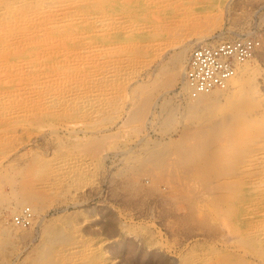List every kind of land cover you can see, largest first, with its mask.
I'll return each instance as SVG.
<instances>
[{
  "label": "rangeland",
  "instance_id": "374dc122",
  "mask_svg": "<svg viewBox=\"0 0 264 264\" xmlns=\"http://www.w3.org/2000/svg\"><path fill=\"white\" fill-rule=\"evenodd\" d=\"M102 1H0V264H264V0ZM239 35L261 42L246 84L190 110L177 49ZM231 104L247 111L232 168L182 160Z\"/></svg>",
  "mask_w": 264,
  "mask_h": 264
},
{
  "label": "bare ground",
  "instance_id": "6f19581e",
  "mask_svg": "<svg viewBox=\"0 0 264 264\" xmlns=\"http://www.w3.org/2000/svg\"><path fill=\"white\" fill-rule=\"evenodd\" d=\"M1 1V0H0ZM3 1V0H2ZM25 1V0H24ZM39 1V0H38ZM102 1V0H101ZM105 1L107 2V0H104V1H102V3L104 2L105 3ZM121 0H119V2H120ZM124 1V0H123ZM126 1H128V0H126ZM151 1V0H150ZM158 1L159 0H157V3H158ZM167 1V0H166ZM165 1V2H166ZM173 1V0H172ZM171 0H168V2H172ZM7 2V1H6ZM108 2H111L110 0L108 1ZM145 2H149V0H147V1H145ZM151 2H154V1H151ZM167 2V4L169 5L170 3H168ZM174 2V1H173ZM8 3V2H7ZM112 3V2H111ZM114 3V2H113ZM121 3H123V2H121ZM125 3V2H124ZM123 3V4H124ZM133 4H134V1L132 2ZM131 3V4H132ZM107 4V3H106ZM105 4V5H106ZM122 4V5H123ZM126 4V3H125ZM125 4L123 5V7L125 6ZM129 5H130V3H128ZM146 4V3H145ZM159 4H160V2H159ZM158 4V5H159ZM161 4L164 6V4H163V2H161ZM109 5H111V4H109ZM108 5V6H109ZM114 5H116L115 3H114ZM122 5H121V7H122ZM128 5V6H129ZM8 6V5H7ZM128 6H126V8H128V9H130V7H128ZM160 6V5H159ZM14 7V6H13ZM19 7V6H18ZM47 7V6H46ZM134 7V6H133ZM4 8V7H3ZM54 8V7H53ZM109 8V7H108ZM113 8V7H112ZM154 8H156V6H154ZM163 8V7H162ZM161 8V9H162ZM5 9V8H4ZM19 9V8H18ZM17 9V10H18ZM115 9V8H114ZM118 9H120V8H118ZM132 9V8H131ZM152 9H153V7H152ZM156 9H159V8H156ZM125 10V9H124ZM133 10H134V8H133ZM6 11V10H5ZM11 11V10H10ZM9 11V12H10ZM42 11H44V10H42ZM125 11H127V10H125ZM157 11V10H156ZM2 12H3V10H2ZM124 11H122V13H123ZM128 12V11H127ZM129 12H130V10H129ZM128 12V13H129ZM137 12V11H136ZM152 12V11H151ZM5 13V12H4ZM11 13V12H10ZM19 13V12H18ZM127 13V14H128ZM135 13V12H134ZM145 13V12H144ZM33 14V13H32ZM155 14H157V13H155ZM81 15V14H80ZM84 15V14H83ZM124 15H126V14H124ZM129 15V14H128ZM130 15H132V14H130ZM135 15V14H134ZM142 15V14H141ZM144 15V14H143ZM142 15V16H143ZM152 15V13L150 14V16ZM154 15V14H153ZM137 16V15H136ZM138 16H140V15H138ZM142 16L140 17L141 19H142ZM155 16V15H154ZM34 17V16H33ZM36 17V16H35ZM143 17H145V16H143ZM156 17V16H155ZM154 17V18H155ZM163 17V16H162ZM77 18H79V17H77ZM127 18V17H126ZM159 19H160V17H158ZM37 19V18H36ZM98 19V18H97ZM118 19V18H117ZM129 19V18H128ZM145 19H147L148 20V17L147 18H145ZM4 20V19H3ZM67 20V19H66ZM104 20V19H103ZM106 20V19H105ZM133 20V19H132ZM131 20V21H132ZM149 20H150V18H149ZM26 22H27V20H25ZM32 21V20H31ZM135 21V20H134ZM133 21V22H134ZM157 21V20H156ZM164 21V20H163ZM11 22V21H10ZM12 22H13V19H12ZM136 22V21H135ZM141 22V21H140ZM140 22H139V24L138 25H140ZM153 22V21H152ZM108 23V22H107ZM122 23V22H121ZM138 23V22H137ZM136 23V24H137ZM143 23V22H142ZM155 23V22H154ZM157 23V22H156ZM16 24V23H15ZM22 24V23H21ZM100 24H102V22L100 23ZM120 24V23H119ZM131 24V23H130ZM145 24V23H144ZM148 24V23H147ZM153 24V23H152ZM143 25V24H142ZM155 25V24H154ZM156 25H158V24H156ZM155 25V26H156ZM49 26V25H48ZM108 26V25H107ZM119 26V25H118ZM132 26V25H131ZM144 26L145 25H143V28H144ZM153 26V25H152ZM24 27V26H23ZM103 27V26H102ZM120 27H123V26H121L120 25ZM135 26L133 25V28H134ZM116 28L118 29V27L116 26ZM132 28V27H131ZM136 28V27H135ZM138 28H140V27H138ZM137 28V29H138ZM146 28V27H145ZM119 29H122V28H119ZM137 29H136V31H137ZM142 29V28H141ZM106 30V29H105ZM131 30V29H130ZM138 30H140V29H138ZM12 32V31H11ZM124 34V33H123ZM107 36V38H110L108 35H109V33L108 34H106ZM110 35H112V37H113V34H110ZM125 35V34H124ZM218 36V35H217ZM111 37V38H112ZM220 37V39H223L222 38V36H219ZM123 38V37H122ZM217 38V37H216ZM106 39V38H105ZM115 40H117V39H115ZM102 41H104V40H102ZM108 41V40H107ZM110 41V40H109ZM108 41V42H109ZM111 41H112V39H111ZM110 41V42H111ZM118 41V40H117ZM209 41V40H208ZM208 41H206L205 39H203L202 37H199V38H197V41H196V43L195 44H198V43H201V42H208ZM116 42V41H115ZM210 42V41H209ZM192 41H183V43H181V45L179 46V49H177L178 51L175 53V55H174V58H173V62H172V67L170 68L169 67V71L171 70V72H170V76H171V78H177V77H179V76H182V78H181V82H182V90L184 89V91H188V88H187V86L185 85V83H184V80H183V76H184V72H183V69H182V65H183V62H184V60H185V58H186V56H187V53H188V51H189V49L190 48H193V47H191L192 46ZM260 50V49H259ZM107 57V56H106ZM188 59V58H187ZM253 58H251L250 60H252ZM105 61H106V59H105ZM115 61V60H114ZM187 61V60H186ZM249 61V60H248ZM248 61H246V62H243V63H241V64H239V66H237V70H236V73H235V75L232 77V79L230 80L231 82H232V80L233 81H235L234 83V85H235V89L233 90V88H232V90H233V92L237 89V87L238 86H240L241 85V83H245L244 82V79H245V75L246 74H248V73H246V70L245 71H243L241 68H239L240 66H242V65H246L245 63H247ZM169 62H171V61H169ZM248 64V63H247ZM169 65V64H168ZM109 66V65H108ZM250 66H253V65H250ZM243 67V66H242ZM248 67V66H247ZM254 67V66H253ZM246 68V67H245ZM254 68H256V67H254ZM112 69V68H111ZM241 69V70H240ZM249 69V68H248ZM250 70H252V69H250ZM250 70H249V72H250ZM255 70L256 69H253V71L255 72ZM160 71V70H159ZM184 71H185V67H184ZM243 71V72H242ZM160 72H162V71H160ZM96 75V74H95ZM253 75V74H252ZM251 75V76H252ZM117 76V75H116ZM254 76V75H253ZM252 76V77H253ZM251 77V78H252ZM102 78V77H101ZM250 78V77H249ZM175 79H172L173 81L175 80ZM166 80V79H165ZM177 80V79H176ZM157 81V80H156ZM179 81V80H178ZM154 82V81H153ZM169 82V81H168ZM89 83V82H88ZM230 83V82H229ZM246 84V83H245ZM151 85H153V84H151ZM169 85V84H168ZM181 85V84H180ZM229 85V84H228ZM228 85L225 87V88H215V89H212L211 91H209V92H206V93H201V94H199V96H197V97H195V98H190V100L188 99L187 100V107L190 109V110H192V109H195L196 107H197V105L199 104V102L200 101H202L203 100V98L205 99V97H210V96H217V97H219L218 96V94H219V92L220 91H222V90H224V89H226L227 87H228ZM232 85V84H231ZM251 85H253V84H251ZM163 86V85H162ZM233 86V85H232ZM242 86V85H241ZM247 86H248V84H247ZM136 87V86H135ZM157 87V86H156ZM253 89V88H252ZM231 90V91H232ZM90 91V90H89ZM219 91V92H218ZM227 91H228V89H227ZM237 91V90H236ZM245 91H247V90H245ZM248 91H250V89L248 90ZM247 91V92H248ZM87 92V91H86ZM218 92V93H217ZM78 93V92H77ZM145 93V92H144ZM149 93H151V92H149ZM224 93V92H223ZM223 93H221V94H223ZM239 93H240V89H239ZM242 93V92H241ZM134 94V93H133ZM139 94V93H138ZM232 94V93H231ZM238 94V93H237ZM236 94V95H237ZM243 94V93H242ZM241 94V95H242ZM140 95V94H139ZM220 95V94H219ZM230 95V94H229ZM248 95V94H247ZM253 95V94H252ZM100 96V95H99ZM188 96H189V94H188ZM227 95H225V97H226ZM232 96V95H231ZM79 97V96H78ZM223 97V96H222ZM225 97H223L224 99H225ZM228 97H230V96H228ZM245 97V96H244ZM68 98V97H67ZM84 98V97H83ZM88 98V97H87ZM96 98V97H95ZM213 98V97H212ZM221 98V97H220ZM219 98V99H220ZM235 99L236 98H240L239 97V95H238V97H234ZM70 99V98H69ZM79 99V98H78ZM192 99V100H191ZM209 100L211 99V98H208ZM213 99H215V100H217L216 98H213ZM218 99V100H219ZM222 99V98H221ZM226 99H228V98H226ZM229 99H231L233 102H231V103H233V104H235L234 103V100H233V96H232V98H229ZM229 99L228 100H226L227 102H228V104H229ZM241 99V98H240ZM106 100V99H105ZM144 100V99H143ZM146 100H147V98H146ZM242 100V99H241ZM149 101V100H148ZM225 101V100H224ZM244 101V100H243ZM252 101V100H251ZM255 101V100H254ZM98 102V101H97ZM96 102V103H97ZM113 102V101H112ZM137 102V101H136ZM223 102V101H222ZM250 102V101H249ZM88 103V102H87ZM86 103V104H87ZM94 103V102H93ZM92 103V104H93ZM138 103V102H137ZM216 103V102H215ZM218 103H220V102H218ZM76 104V103H75ZM112 104V103H111ZM150 104V103H149ZM225 104H226V102H225ZM224 104V105H225ZM237 104H241V103H238L237 102ZM253 104V103H252ZM148 105V104H147ZM177 105V104H176ZM219 105V104H218ZM251 105V104H250ZM226 106V105H225ZM228 106V105H227ZM175 107V106H174ZM177 107V106H176ZM213 107H215V106H213ZM222 107H224V106H222ZM230 107H232V104L230 105ZM235 107V106H234ZM237 107H239V105L237 106ZM233 108V110L229 113V115H228V118L230 119V116H231V119L232 120H230V121H228L227 122V120H224V122H218V123H220L221 124V126H222V128L224 127L225 129H227V131H220V128H219V132L217 133V131H211V129H210V131H204V129H206V130H208V126H202V134H201V132H200V134H201V136L200 137H202L201 139H202V143L204 144V145H206L207 146V143L208 142H211V147L210 148H208L209 146H207V148L208 149H206V151H205V149H204V151L203 150H201L200 151V148H199V146L198 147H196V146H192V147H190V146H188V149L185 151V152H183L184 154L182 155V160H187V161H189V162H191V164H195V165H201V163H204V164H206V166H211L212 168V170L213 171H216V169L214 170L213 169V167L215 166V167H217V169L219 168V169H221L222 167H224L227 163H228V160H229V166H228V164H227V167L228 168H232V164L230 163L231 162V160H232V157L233 158H235V159H238V155H235L234 153H233V151L236 149H239V143H240V140H239V128H240V126H242L243 124H246V122L247 121H245V120H247L246 119V117L247 116H245V113H244V111L245 110H243L242 108ZM251 107V106H250ZM255 107H256V105H255ZM85 108V107H84ZM218 108V107H217ZM220 108V107H219ZM252 108H253V106H252ZM251 108V109H252ZM161 109V108H160ZM196 109H198V108H196ZM200 109V108H199ZM211 109V108H210ZM216 108H214L211 112H215V111H217V109L215 110ZM220 109H222V108H220ZM219 109V113H220V110ZM224 109H226V107H224ZM224 109H222V110H224ZM246 109H249L250 110V108H246ZM185 110V109H184ZM227 111H228V108L226 109ZM226 110L225 111H223V112H226ZM194 111V110H193ZM196 111V110H195ZM199 111V110H198ZM206 111V110H205ZM258 111V110H257ZM256 111V112H257ZM245 112H247V111H245ZM169 113V112H168ZM202 113H206V112H202ZM167 114V113H166ZM179 114V113H178ZM209 114V113H208ZM215 114H216V112H215ZM214 114V115H215ZM249 114V113H248ZM247 114V115H248ZM256 114V113H255ZM255 114H253V115H255ZM175 115V114H174ZM188 115V114H187ZM192 115V114H191ZM202 115V114H201ZM204 115V114H203ZM202 115V116H203ZM213 115V116H214ZM222 115V114H221ZM250 115V114H249ZM252 115V116H253ZM130 116V115H129ZM168 116V115H167ZM180 116V115H179ZM196 116V117H195ZM193 115L191 118L192 119H195L196 118V120L197 119H199V114H198V116L197 115ZM204 116H206V115H204ZM198 117V118H197ZM250 117V116H249ZM182 118H183V116H182ZM203 118V117H202ZM215 118V117H214ZM261 118H263V117H261ZM190 119V118H189ZM226 119V118H225ZM129 120V119H128ZM167 120V119H166ZM195 120V121H196ZM208 120H209V118H208ZM249 120V119H248ZM251 120V119H250ZM254 120V119H253ZM256 120V119H255ZM260 120V119H259ZM180 121V120H179ZM190 121H192L191 119H190ZM194 121V120H193ZM213 121H216V120H213ZM261 121H263V120H261ZM200 122H202V121H200ZM211 122V121H210ZM258 122V121H257ZM161 123V122H160ZM176 123H178V122H176ZM192 123V122H191ZM197 123H199V122H197L196 121V125H198ZM258 123H261V122H258ZM182 124V123H181ZM192 124H194V123H192ZM201 124V123H200ZM202 124H204V123H202ZM215 124H216V122H215ZM248 124V123H247ZM264 124V123H263ZM163 125H165V124H163ZM205 125V124H204ZM211 125V124H210ZM214 125V124H213ZM250 126L252 125V124H249ZM168 126V125H167ZM191 126H194V125H191ZM201 126H199V127H201ZM263 126V125H262ZM166 127V126H165ZM214 127H216V126H214ZM246 127H249V126H246ZM242 129H244L243 127H242ZM258 128H256V130H257ZM222 130V129H221ZM229 130V131H228ZM230 130H232V131H230ZM250 130V129H249ZM256 130H254V131H256ZM244 131V130H243ZM250 131H253V130H250ZM261 131V130H260ZM262 131H263V129H262ZM258 132V131H257ZM221 133V138H219V136H218V134H220ZM259 133V132H258ZM250 134V133H249ZM111 135V134H110ZM199 135V134H198ZM206 137H205V136ZM241 135V134H240ZM253 135H254V133H253ZM103 136V135H102ZM106 136V135H105ZM177 136H179V135H177ZM245 138H246V136H245ZM106 139V138H105ZM102 140V139H101ZM158 140V139H157ZM156 140V141H157ZM167 140H168V138H167ZM187 140H188V138H187ZM112 141V140H111ZM110 141V142H111ZM259 141V140H258ZM107 143V142H106ZM164 143V142H163ZM157 144V143H156ZM173 144V143H172ZM194 144V143H193ZM209 144V143H208ZM255 144V143H254ZM154 145V144H153ZM152 145V146H153ZM145 146V145H144ZM149 145H147V147H148ZM164 146V145H163ZM173 146V145H172ZM177 146V145H176ZM181 146H187V144H184L183 142H182V144H181ZM181 146H179L180 148H181ZM244 146V145H243ZM162 147V146H161ZM205 147V146H204ZM245 147V146H244ZM252 147V146H251ZM206 148V147H205ZM246 148V147H245ZM114 149V148H113ZM144 149V148H143ZM149 149V148H148ZM156 149V148H155ZM186 149V148H185ZM242 149V148H241ZM248 149V148H247ZM253 149V148H252ZM244 150V149H243ZM160 150H157V152H159ZM173 152H174V150H173ZM177 152V151H176ZM139 153V152H138ZM161 153V152H160ZM163 153V152H162ZM165 154V153H164ZM243 154V153H242ZM133 155V154H132ZM152 156V155H151ZM147 159V158H146ZM145 159V160H146ZM151 159V158H150ZM158 160V159H157ZM166 162V161H165ZM172 162V161H171ZM174 162V161H173ZM143 163V162H142ZM144 163H145V161H144ZM163 163V162H162ZM153 164V163H152ZM158 164V163H157ZM176 164V163H175ZM140 165V164H139ZM167 165V164H166ZM182 165V164H181ZM184 165V164H183ZM214 165V166H213ZM177 166V165H176ZM130 167V166H129ZM150 167V166H149ZM153 167V166H152ZM179 167V166H178ZM177 167V168H178ZM202 167V166H201ZM164 168V167H163ZM180 168H181V166H180ZM147 169H148V167H147ZM162 169V168H161ZM223 169H225V167L223 168ZM237 169V168H236ZM149 170V169H148ZM153 170V169H152ZM197 170V169H196ZM204 171V170H203ZM201 172V171H200ZM217 172V171H216ZM194 174V173H193ZM234 175V174H233ZM165 177V176H164ZM174 179V178H173ZM177 179V178H176ZM220 180V179H219ZM200 182V181H199ZM194 183V182H193ZM234 184V183H233ZM176 187V186H175ZM183 187V186H182ZM228 188V187H227ZM240 190V189H239ZM20 192V191H19ZM30 192V191H29ZM221 192V191H220ZM187 193V192H186ZM30 194V193H29ZM33 195V194H32ZM25 197V196H24ZM32 201H34V202H32L31 204V206H32V208H33V210H31V212L33 211V212H37L38 211V207H37V204L36 203H38V201H37V199H35L33 196H32ZM180 202V201H179ZM22 200H21V198L20 197H17V198H15L14 199V201L11 203V210L14 212V211H16V208H18V206H21L22 205ZM39 203H41V202H39ZM8 204V203H7ZM41 205V204H40ZM43 205V204H42ZM29 207H30V205H28ZM19 208H21V207H19ZM23 208V207H22ZM21 208V209H22ZM21 209L19 210V211H21ZM43 208L41 207V210H42ZM10 210V211H11ZM32 212V213H33ZM41 212V211H40ZM16 213H18V211H16ZM33 222H34V218H33ZM13 223V222H12ZM14 225V224H13ZM32 225V224H31ZM19 226V225H18ZM20 227V226H19ZM22 227V226H21ZM43 227V226H42ZM24 228H26V226L24 227ZM45 228V227H44ZM212 229V228H211ZM41 230V229H40ZM30 235V234H29ZM58 236V235H57ZM57 236H56V238H57ZM24 237V236H23ZM66 237V236H65ZM64 238V237H63ZM65 240V239H64ZM54 242V241H53ZM55 242H56V240H55ZM59 242V241H58ZM48 255V254H47ZM233 263V262H232ZM238 264V263H237Z\"/></svg>",
  "mask_w": 264,
  "mask_h": 264
},
{
  "label": "built area",
  "instance_id": "2783aa9c",
  "mask_svg": "<svg viewBox=\"0 0 264 264\" xmlns=\"http://www.w3.org/2000/svg\"><path fill=\"white\" fill-rule=\"evenodd\" d=\"M261 46L253 35L201 42L190 50L183 80L191 97L215 88H225L235 75L237 66L254 57ZM32 218L25 206L11 218L15 225H23Z\"/></svg>",
  "mask_w": 264,
  "mask_h": 264
}]
</instances>
